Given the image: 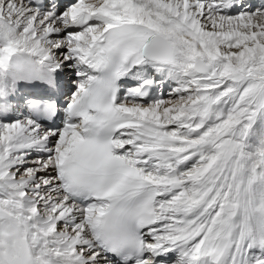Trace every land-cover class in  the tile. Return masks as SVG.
I'll use <instances>...</instances> for the list:
<instances>
[{
	"label": "snow or ice",
	"instance_id": "6c2138e0",
	"mask_svg": "<svg viewBox=\"0 0 264 264\" xmlns=\"http://www.w3.org/2000/svg\"><path fill=\"white\" fill-rule=\"evenodd\" d=\"M0 264H264V0H0Z\"/></svg>",
	"mask_w": 264,
	"mask_h": 264
}]
</instances>
